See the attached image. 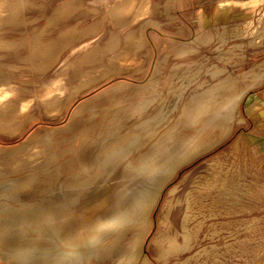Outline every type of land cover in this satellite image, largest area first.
Returning <instances> with one entry per match:
<instances>
[{"label":"rangeland","instance_id":"1","mask_svg":"<svg viewBox=\"0 0 264 264\" xmlns=\"http://www.w3.org/2000/svg\"><path fill=\"white\" fill-rule=\"evenodd\" d=\"M225 1L12 0L0 25V80L18 89L13 99H26L29 108L9 123L10 132L0 130V149L26 143L0 156V210L30 199L41 210L23 221L42 218L61 192L54 187L78 170L69 166L74 155L94 149L100 141L93 135L111 130L146 144L127 168L133 144L116 154L123 160L108 179L116 170L126 176L105 184L113 187L109 204L120 211L104 232L112 237L101 244V259L88 264H124L116 261L120 245L113 249L107 243L117 237L122 245L137 241L147 197L179 160L185 162L150 213L143 258L136 264H264V158L251 152V126L242 113L245 96L264 85V13L232 17L224 14L230 6ZM50 42L60 44L59 59L42 69L29 58ZM63 78L59 107L48 111L43 99L55 85L40 84ZM194 97V110L185 113ZM145 121L150 130L142 136ZM206 142L215 144L201 152ZM32 144L49 166L34 172L30 182L24 157ZM15 157L23 163L6 164ZM59 164L62 173L55 176ZM48 173L52 179L44 183ZM7 180L23 184L24 194ZM36 231L29 236L39 242L30 253L19 252L28 259L45 253L52 242L51 232L38 237L40 228ZM104 235L90 234L84 247L96 248ZM0 264L9 263L0 257Z\"/></svg>","mask_w":264,"mask_h":264},{"label":"bare ground","instance_id":"2","mask_svg":"<svg viewBox=\"0 0 264 264\" xmlns=\"http://www.w3.org/2000/svg\"><path fill=\"white\" fill-rule=\"evenodd\" d=\"M11 1L12 0H0V25L4 23V19H6V16L11 12ZM3 36L4 33L0 31V37ZM59 45L60 44L57 42H50L46 44L43 51L31 55L29 59L41 62L42 69H48L59 59V54L56 55L57 50L55 48ZM73 65H75L74 62L71 63V66ZM250 75L252 74L250 73ZM248 76L249 73L244 75L242 81ZM65 81L66 79L63 78L59 82H41L40 86L55 85V89L47 91V95L43 99V102L47 105L48 111L56 110L59 107L56 98L62 93ZM0 84V130L10 132L12 127L9 123L15 118L17 119L18 115H25L28 112L29 104L24 98L18 99L17 101L13 99L15 92L19 90L10 85L7 79L4 78L3 80H0ZM197 99L198 98L194 97L189 100L187 107L184 109L185 113L194 110V106L198 101ZM160 112L161 111L154 115L151 113L148 116L153 115V117L158 118L161 114ZM133 126H135V124ZM140 126V134L142 136L148 134L147 132L150 130V123L145 121L140 124ZM175 126L171 127L166 134L172 131ZM132 130L133 129L130 130L129 134L132 133ZM226 130L225 135L221 137V140L226 138L229 134L230 127ZM102 131L103 130H100L97 134L93 135L94 139L100 141L94 149H88L76 153L71 162H69V166L75 167L74 169L77 168L78 170L73 171L69 176L66 175L67 177L65 179H67V182L64 180L65 182H60L59 186L54 187L61 192L54 195V198L52 199V208L43 213L42 218H35L33 221H29L30 223H25L23 221L25 218L29 219L31 214L34 215L35 212L41 210L39 207L35 206L36 204L28 203L30 199L17 201V208H12L10 210L6 208L8 207L6 206L4 207V211L0 210V257L4 261L9 264H88L93 260L101 259L103 248L101 244L112 237L111 234L104 235V232L108 229V226L113 220L116 219L118 212L120 211V207L117 206L116 203L109 204V196L113 191V187H110L105 183L109 182L110 179H114V181L118 183L124 178V176H126L124 170H116L114 176L108 179L110 173L118 168L117 164L120 163L119 160H123L122 157L116 159V154H119L121 150L128 149V144H133L134 147L129 150L130 153L128 152L127 155L133 156L132 154H134V156L131 160H126L128 162L124 168H127L135 163V159L137 160L140 158H137L135 155L140 149L144 148V144H146V140L138 141L136 138L132 140L127 139L126 136L116 137L111 130ZM129 134L127 132V136ZM135 134L136 136H140L139 132ZM32 138L33 137L27 141L29 144H31ZM166 139L167 135L164 140ZM208 139L209 138H206L205 141ZM214 144L215 142H206L204 146L199 148V150L201 152L204 150L206 151ZM25 145L26 143L13 150L0 149V156L13 154ZM33 145L34 144H32V146ZM155 148H158V145H156ZM39 152V149L33 146L24 157V168L28 172L31 171L28 175L30 182L36 177V173L34 172H46L48 170V162L39 159ZM197 155L198 153L195 152L189 157V160ZM5 162L9 166V163H11L12 166V162H14L13 165L23 163L22 159L17 157L12 158L11 160H6ZM184 162L185 161L183 160L177 161L168 171L167 175H165L151 190L150 195L147 197V202L143 207L142 220L144 227L142 228V232L138 236L137 241L133 242L131 245L127 243L122 245L120 241L121 239L117 237L107 243V246L110 245L113 249L114 247H117V244L120 245L121 250L116 254L117 262L136 264L138 260L143 258L140 247L150 222V213L158 201L163 188ZM53 170L55 176H59L62 173L60 164L55 166ZM48 175L51 174L48 173L46 175L44 183L51 181L52 178ZM55 181L53 182L57 184ZM6 182H10V188H16L17 192H19V188H23L22 194H24L25 189L23 184L20 185L17 182H11V180H7ZM45 188L47 187L45 186ZM54 188L52 189L55 190ZM43 191L46 192L45 190ZM27 195L28 198H32L34 192L27 193ZM96 215L98 217H95ZM43 226L46 228L45 231L42 232L41 228ZM38 227L40 228V232L37 236L40 237L41 234H48L51 232L52 242L49 248L45 249V253H36L32 259H28V253L23 255L19 252L28 251L30 253L29 249L32 247V244L39 242L38 238H32V236H29V233L37 232L36 230ZM64 227L66 232L60 233L63 232L62 229ZM92 233L97 236L101 234L104 236H102L103 238L100 241L95 243L97 246L96 248L86 249L83 244L84 240L89 239L88 237ZM136 245L137 249L134 248ZM142 264H144V262Z\"/></svg>","mask_w":264,"mask_h":264},{"label":"crops","instance_id":"3","mask_svg":"<svg viewBox=\"0 0 264 264\" xmlns=\"http://www.w3.org/2000/svg\"><path fill=\"white\" fill-rule=\"evenodd\" d=\"M229 12H262L264 13V0H226ZM234 19V18H233ZM242 113L247 123L251 126L248 136L253 140L249 144L251 152L258 158H264V85L247 94L242 101Z\"/></svg>","mask_w":264,"mask_h":264}]
</instances>
